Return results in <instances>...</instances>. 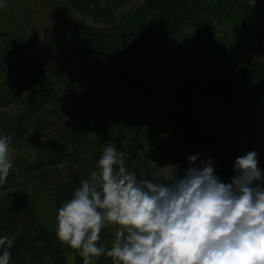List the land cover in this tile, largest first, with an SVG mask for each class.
I'll return each instance as SVG.
<instances>
[{"label": "trees", "instance_id": "obj_1", "mask_svg": "<svg viewBox=\"0 0 264 264\" xmlns=\"http://www.w3.org/2000/svg\"><path fill=\"white\" fill-rule=\"evenodd\" d=\"M132 1L90 0L109 23L114 21L117 8ZM258 1L143 0L128 12L126 23L122 19V23L114 25L118 35L108 37H115L117 42L105 47L101 58L117 78L134 86L160 88L166 84L167 96L174 97L186 110L181 113L182 121L206 131L196 136L194 129L186 140L193 146L201 145L209 156L227 164V169H233L237 158L233 155L238 149L229 133L240 130L242 136L264 145V64L250 65L246 59L249 51L264 49V0ZM8 55H0V104L3 97L20 98L39 77L36 72L26 77L20 75V58ZM31 93L34 94L32 90ZM51 95L42 91L37 100L46 102ZM45 112L33 121L43 149L33 153L30 148H17L15 152V145L10 143V150L14 151L10 159L17 170L11 169L6 182L0 183V234L13 240L11 255L22 264L29 263L28 251H49L50 235L39 212L22 191L20 180L28 176L29 170L38 172L30 179H48L51 169L65 165L63 181L67 177L78 182V161L72 148L78 150L82 146L89 124L87 109L79 112L71 98L57 102ZM223 122L225 126H218ZM242 136L238 134L237 143ZM175 138L168 139L165 148L158 147L157 151L178 154L186 142L177 139V133ZM120 151L127 153L126 163L131 165L136 149ZM258 167L264 175V163L260 161ZM58 201L60 206L65 202L61 196ZM112 235H105L103 246H111Z\"/></svg>", "mask_w": 264, "mask_h": 264}, {"label": "rangeland", "instance_id": "obj_2", "mask_svg": "<svg viewBox=\"0 0 264 264\" xmlns=\"http://www.w3.org/2000/svg\"><path fill=\"white\" fill-rule=\"evenodd\" d=\"M142 2L133 0L117 8L114 21L109 23L90 0H0V55L3 52L8 55L12 50L8 56L20 58L17 62L20 75L26 77L24 75L36 72L39 76L31 86L33 95L27 88L22 92L25 96L21 94L20 98L15 99L14 96L9 100L3 97L0 104V134L10 137V143L15 145L12 150L16 152L17 148H30L33 153L36 149L42 150L33 121L66 98L75 100L79 112L87 109L86 115L89 116L82 146L78 150L72 148L79 164L78 182L73 183L74 180L69 181L67 177L63 181L65 165L51 169L48 179H30L38 172L29 170L26 172L28 176L20 180L22 191L26 192L27 199L39 212L50 235L49 251L42 254L26 252L27 264H83L81 255L75 256L79 250L68 245L65 247L56 236L58 199L61 196L62 201H66L79 187L81 180L90 178L103 148L108 144H115L118 150L135 148L137 152L131 157L133 163L127 164L129 170L135 172L138 178L162 183H167L165 177L173 171L177 177L184 175L189 166V155L199 153L200 161L212 158L201 145L193 146L186 140L187 134L193 133L194 129L196 136L206 131L192 128L189 122L182 121L181 113L185 108L174 97L167 96L166 84L160 88L134 86L117 78L116 72L110 71V65L101 61L104 48L117 42L115 37H108L118 35L114 25L122 23V19L126 23L128 12ZM246 59L250 65L264 64V49L249 51ZM13 61L16 62V59ZM3 89L7 91L6 86ZM42 91L52 95L46 102L40 103L37 94ZM218 126L223 127L225 123ZM176 133L177 139L186 142L185 148L179 149L178 154L158 152L157 148L163 150L168 139L175 138ZM238 134L242 136L243 132L239 130L228 134L238 148L233 158L254 150L258 163H264V145L246 136H242L240 143H237ZM14 151L10 150L9 158L14 157ZM148 154L150 157H147ZM212 159L219 179L230 182L233 169H227L228 165L217 158ZM16 167L14 165L12 169L17 170ZM19 187L13 186V189ZM70 188L74 189L67 193L66 190ZM2 193L1 190L0 203ZM111 232L110 229L101 232V245L105 235ZM10 264L22 263L11 255ZM96 264L112 262L104 256Z\"/></svg>", "mask_w": 264, "mask_h": 264}, {"label": "clouds", "instance_id": "obj_3", "mask_svg": "<svg viewBox=\"0 0 264 264\" xmlns=\"http://www.w3.org/2000/svg\"><path fill=\"white\" fill-rule=\"evenodd\" d=\"M10 137L0 134V183L13 164ZM188 156L182 177L162 182L130 171L127 153L108 144L96 170L57 210L56 236L79 250L83 264H264V175L256 151L234 161L230 182L215 161ZM79 168V164L75 165ZM113 234L110 247L101 232ZM13 240L0 237V264H10Z\"/></svg>", "mask_w": 264, "mask_h": 264}]
</instances>
